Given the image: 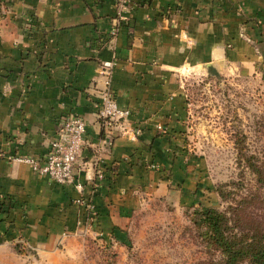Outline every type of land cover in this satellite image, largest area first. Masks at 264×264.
<instances>
[{
    "label": "crops",
    "instance_id": "crops-1",
    "mask_svg": "<svg viewBox=\"0 0 264 264\" xmlns=\"http://www.w3.org/2000/svg\"><path fill=\"white\" fill-rule=\"evenodd\" d=\"M116 4L0 0V264H21L18 243L41 259L84 234L126 246L144 213L203 203L184 75L235 74L264 88V0H132L114 37ZM105 61L132 112L111 134L98 115ZM67 113L86 121V143L75 179L59 185L16 159L43 161Z\"/></svg>",
    "mask_w": 264,
    "mask_h": 264
},
{
    "label": "rangeland",
    "instance_id": "rangeland-1",
    "mask_svg": "<svg viewBox=\"0 0 264 264\" xmlns=\"http://www.w3.org/2000/svg\"><path fill=\"white\" fill-rule=\"evenodd\" d=\"M184 76L185 134L208 181L203 203L144 213L126 246L84 234L69 249L41 259L18 243L21 264H216L221 254L205 238L196 212L225 213L240 231L264 226L263 83L205 70Z\"/></svg>",
    "mask_w": 264,
    "mask_h": 264
},
{
    "label": "built area",
    "instance_id": "built-area-1",
    "mask_svg": "<svg viewBox=\"0 0 264 264\" xmlns=\"http://www.w3.org/2000/svg\"><path fill=\"white\" fill-rule=\"evenodd\" d=\"M131 2L132 0H116L117 26L113 31L114 37ZM114 67L113 61L103 62L101 69L106 80L104 87L98 91V115L101 127L107 134H111L121 120L132 115L131 110L121 108L112 90ZM86 132L87 124L84 118L67 113L62 117L58 135L51 142L50 152L43 161L31 157L16 160L28 164L38 175L47 176L59 185H68L75 179L74 170L85 147ZM99 178L102 179L103 175L99 174ZM90 208L92 209L91 206ZM92 220L90 219L93 226Z\"/></svg>",
    "mask_w": 264,
    "mask_h": 264
},
{
    "label": "trees",
    "instance_id": "trees-1",
    "mask_svg": "<svg viewBox=\"0 0 264 264\" xmlns=\"http://www.w3.org/2000/svg\"><path fill=\"white\" fill-rule=\"evenodd\" d=\"M196 214L208 243L221 254L216 264H264V226L245 232L235 228L225 213L215 209L203 208Z\"/></svg>",
    "mask_w": 264,
    "mask_h": 264
}]
</instances>
